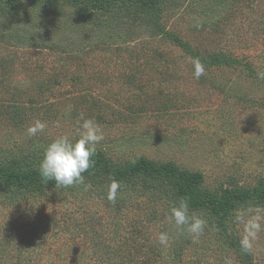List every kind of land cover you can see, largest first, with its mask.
<instances>
[{"label":"rangeland","instance_id":"obj_1","mask_svg":"<svg viewBox=\"0 0 264 264\" xmlns=\"http://www.w3.org/2000/svg\"><path fill=\"white\" fill-rule=\"evenodd\" d=\"M162 7L160 25L204 63L200 79L193 54L159 35L149 15L99 16L65 0L54 6L18 0L16 9L1 1L0 164L39 171L48 144L65 134L78 139L83 121L94 119L104 135L96 154L113 168L127 170L143 159L175 163L200 173L202 192L216 199L231 188L247 195L264 190V79L258 75L264 73V0H169ZM213 55L227 62L206 64ZM36 120L47 127L29 136ZM109 186L103 196L49 190L20 197L17 205L0 192V264L15 263V253L35 264H101L91 233L71 232L77 219L91 218L108 232L117 223L142 226L146 244L167 264H176L181 246L188 249L185 263L224 264L229 257L244 264L233 248L243 232L236 212L227 235L206 215L193 214L206 221L194 238L177 228L173 206L160 193L144 192L126 214L110 207ZM249 208L257 207L243 210ZM162 232L170 237L166 247L158 242ZM250 255L253 264H264V232Z\"/></svg>","mask_w":264,"mask_h":264},{"label":"trees","instance_id":"obj_2","mask_svg":"<svg viewBox=\"0 0 264 264\" xmlns=\"http://www.w3.org/2000/svg\"><path fill=\"white\" fill-rule=\"evenodd\" d=\"M1 1L5 2L12 9L17 8L18 0ZM39 1L49 6H54L60 0ZM65 1L77 7L87 6L99 16L120 13L123 15V18L126 17L130 20L133 17L149 15L154 19V25L159 35L183 48H187L181 39L174 34L166 32L159 23L163 11L162 6L169 0ZM187 51L191 55L193 54L194 58L198 57L200 59L197 52L193 53L188 48ZM226 62L227 60L219 55L209 56L208 60L205 61L206 64L212 65H219ZM93 160L94 165L83 174V184L68 188H57L54 181L45 183L42 181L38 170L22 172L17 169V165L14 162L1 163L0 192L2 193V197L4 196V200L12 202L13 199L16 205L18 202L23 201L20 197H40L49 190H84L103 196L105 187L110 185L112 180L115 179L120 183V189L122 191L116 203L110 204V207L116 209V212L120 213L123 208L124 212L128 214L130 209L138 203L137 200L145 196L144 192H158L161 194L160 197L173 207L177 205L181 198L187 199L189 201L190 215H206L215 224L218 231L226 235L228 233V220L238 209L251 206H264V190H254L253 193L247 195L244 191L238 190V188H231L225 190L220 199H216L210 193H203L205 180L202 175L200 173L182 171L175 163L156 166L152 161L143 159L131 168L122 170L118 167L113 168L109 160L102 153L96 154ZM67 220H71L73 223L72 219L66 218ZM66 221L65 224L68 227L66 229L67 232L69 231L70 225ZM93 223L92 218L91 221L88 220L87 222H82L80 219H77L72 224L73 229L71 232L75 231L81 236L91 233L93 241L92 249L98 255L97 259L101 264H167L166 260L161 259V255L155 250V247L146 244L147 234L143 231L142 226H137L132 223L124 227V225L117 223L114 224L115 230L108 232L107 227L103 226V230H98L99 223ZM35 244L33 243V245ZM233 248L235 251L241 253L244 264H253L251 255L243 253L240 245L234 244ZM187 250V246L177 248L176 255L172 257L173 262H176V264H206L204 261L185 263L182 256ZM26 259L27 257L24 254L16 255L15 253V263L13 264H35L30 259Z\"/></svg>","mask_w":264,"mask_h":264},{"label":"clouds","instance_id":"obj_3","mask_svg":"<svg viewBox=\"0 0 264 264\" xmlns=\"http://www.w3.org/2000/svg\"><path fill=\"white\" fill-rule=\"evenodd\" d=\"M193 65V74L200 79L205 74V66L198 58H190ZM264 79V73L258 74ZM47 125L45 122L36 120L27 128L29 136L43 133ZM79 138L73 140L65 134L57 137L43 151L39 165V173L42 181L48 183L54 181L57 188H68L83 184V174L94 165V156L97 145L104 139L100 126L94 119H85L82 123ZM120 183L112 180L107 193V199L115 202ZM177 228L186 229L188 234L198 238L206 227V221L195 215H190L189 201L181 198L177 205L171 209L170 217ZM235 222L243 225V232L239 241L241 251L250 254L261 232H264V207L255 209H238L235 214ZM169 234L162 232L158 236V242L162 246H168ZM224 264H233L229 257L224 258Z\"/></svg>","mask_w":264,"mask_h":264}]
</instances>
